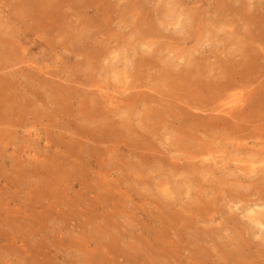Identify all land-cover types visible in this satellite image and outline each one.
Masks as SVG:
<instances>
[{"label":"rangeland","instance_id":"1","mask_svg":"<svg viewBox=\"0 0 264 264\" xmlns=\"http://www.w3.org/2000/svg\"><path fill=\"white\" fill-rule=\"evenodd\" d=\"M233 1L0 0V264H264V41Z\"/></svg>","mask_w":264,"mask_h":264},{"label":"bare ground","instance_id":"2","mask_svg":"<svg viewBox=\"0 0 264 264\" xmlns=\"http://www.w3.org/2000/svg\"><path fill=\"white\" fill-rule=\"evenodd\" d=\"M240 1V0H238ZM237 2H235V0L233 1V3L228 6L227 10L228 13H230L231 15H234L235 16H238L239 19L243 20V21H246L248 23V25L250 24H253L254 25V28L252 29L250 26H249V31L252 29V31L249 32V35H252V37L250 38H253V34L256 32L257 34L255 35V38L258 37V39L256 41H260L261 43H263L264 41V32H262V28H261V25H259L258 23H260L261 21H264L263 19V15L261 14H253L252 12L249 13V8H250V5L247 4L246 2H242L241 5H235ZM232 18V17H231ZM246 23V24H247ZM231 24V23H230ZM234 24V23H233ZM243 25V24H242ZM238 26V25H237ZM246 26V25H245ZM248 34V33H247ZM247 37V36H246ZM264 44V43H263ZM227 72H231V67H228L226 69ZM247 71V70H246ZM262 72V71H261ZM232 73V72H231ZM234 73V72H233ZM226 74V73H225ZM194 75V74H192ZM229 75V74H228ZM236 75V74H235ZM223 76V75H222ZM186 78V77H185ZM173 79V78H172ZM71 81V80H70ZM74 81V80H73ZM211 81V80H210ZM189 82H190V79H189ZM188 82V83H189ZM203 84V83H202ZM214 86V85H212ZM214 88V87H213ZM170 89V88H169ZM219 93V92H218ZM248 93V92H247ZM250 94V93H249ZM185 96V95H184ZM183 98V97H182ZM185 98V97H184ZM243 98V95L242 97H231L230 95L228 96H221V98H219L216 103L218 106H215L214 109L212 110L213 112H218V113H222V114H225V115H228L231 117L232 120H236L237 121V124L239 125L240 123L239 122H247L249 123L250 125H252V123L254 124L255 123V120L253 119H250V117L247 116V113L243 110L239 111V109L237 110V108L240 106L238 104H240L239 102H241L242 104H244L246 101H244V98L243 100H241ZM192 99V98H191ZM7 100V99H6ZM241 100V101H239ZM197 101V100H196ZM176 102V101H175ZM189 102V101H188ZM5 103V102H4ZM190 103V102H189ZM263 103V101L260 100L259 104ZM1 104V103H0ZM215 104V103H214ZM238 105V106H237ZM204 106V105H203ZM228 106V107H227ZM256 106V105H255ZM260 106V105H259ZM10 107V106H9ZM198 107V105H197ZM1 108V107H0ZM5 108V107H4ZM11 108V107H10ZM9 108V109H10ZM14 108V107H13ZM201 112V111H200ZM240 112V113H238ZM186 114V117L187 118H190L192 120H195V119H203V118H207V117H204V116H200L198 114H194V113H187L185 112ZM184 114V115H185ZM211 114V113H210ZM252 115V114H251ZM256 115V114H254ZM253 115V116H254ZM2 116V115H1ZM4 116V115H3ZM256 116H259V115H256ZM225 117V116H224ZM260 117V116H259ZM211 119H218V120H223V121H226L225 118H220L218 116H210ZM254 118V117H253ZM256 118V117H255ZM254 118V119H255ZM258 118V117H257ZM261 118L264 119V117L261 116ZM260 118V119H261ZM190 122V121H189ZM229 122V121H228ZM197 123V122H196ZM226 123V122H224ZM228 125L230 126V124L228 123ZM241 127V125H239ZM220 128V127H218ZM133 129V128H132ZM236 129L237 131L239 132V128L236 126ZM243 129V128H242ZM246 130V129H245ZM237 131H232L231 133V136L232 135H235L237 134L238 132ZM236 132V133H234ZM234 133V134H233ZM212 134V133H211ZM113 135V134H112ZM107 140V139H106ZM100 144V143H99ZM204 166V165H203ZM191 171V170H190ZM207 171V170H205ZM203 173V172H202ZM258 215L255 216V219L259 225H262V221H264V213H257ZM254 220V219H253Z\"/></svg>","mask_w":264,"mask_h":264}]
</instances>
